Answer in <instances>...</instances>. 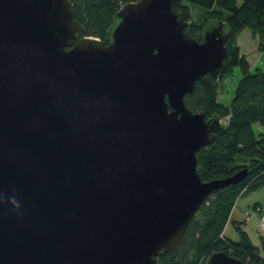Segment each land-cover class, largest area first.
Instances as JSON below:
<instances>
[{
	"label": "water",
	"instance_id": "obj_1",
	"mask_svg": "<svg viewBox=\"0 0 264 264\" xmlns=\"http://www.w3.org/2000/svg\"><path fill=\"white\" fill-rule=\"evenodd\" d=\"M173 2L124 3L100 39L70 0H0V264H157L249 172L197 171L222 121L184 96L222 76L228 33L220 19L195 37Z\"/></svg>",
	"mask_w": 264,
	"mask_h": 264
},
{
	"label": "trees",
	"instance_id": "obj_2",
	"mask_svg": "<svg viewBox=\"0 0 264 264\" xmlns=\"http://www.w3.org/2000/svg\"><path fill=\"white\" fill-rule=\"evenodd\" d=\"M129 1L135 0H70V3L81 24V35L104 39L116 12ZM192 4L204 7L207 18L225 21L229 51L222 76L206 72L196 80L193 91L184 96L191 110H203L207 119L218 117L222 121L216 130L217 137L196 152L197 171L203 180L226 177L242 167H248L249 172L241 181L214 189L191 217L181 242L170 251H160L157 264H205L211 252L222 249L247 264H264L263 235L260 245H256L241 227V221L234 222L237 238L224 233L239 196L264 186V69L257 64L251 67L236 43L237 34L249 28L257 36L259 48L264 50V0H174L172 9L186 12L187 29L197 37L207 20L197 23L191 19ZM236 65L242 74L230 101L223 103L218 99L220 82ZM255 122L261 126L258 131L253 126ZM253 207L264 214V201H255Z\"/></svg>",
	"mask_w": 264,
	"mask_h": 264
},
{
	"label": "crops",
	"instance_id": "obj_3",
	"mask_svg": "<svg viewBox=\"0 0 264 264\" xmlns=\"http://www.w3.org/2000/svg\"><path fill=\"white\" fill-rule=\"evenodd\" d=\"M198 6V5H197ZM199 8L204 7L199 6ZM236 43L238 44L241 52L245 53L248 58L249 51L254 52L258 49L257 47V36L249 29L243 28L236 37ZM258 55H255L253 60H249L251 67L257 62H255ZM249 195L240 196L233 207L231 208L229 217L224 226V233L232 238H237L238 233L235 229L234 222L241 221V227L246 230L251 240L256 244L260 245V236H264V229L259 230L257 223L258 211L253 207V203L250 202L251 198Z\"/></svg>",
	"mask_w": 264,
	"mask_h": 264
},
{
	"label": "rangeland",
	"instance_id": "obj_4",
	"mask_svg": "<svg viewBox=\"0 0 264 264\" xmlns=\"http://www.w3.org/2000/svg\"><path fill=\"white\" fill-rule=\"evenodd\" d=\"M189 4V3H188ZM190 8V13H191V19L194 20L195 22H204L205 20L206 23L204 27L211 23V22H216L220 20L218 17H212V18H207V10L203 8H199V6L192 4V6L189 5ZM203 27V29H204ZM203 31V30H202ZM202 33V32H201ZM200 33V35H201ZM257 47L258 49L254 52L249 51L248 53V59L253 60L255 55H258L257 58L255 59L257 62V65H259L262 69H264V50L259 48L258 44V38H257ZM242 72L241 69L238 65L234 66L231 74L228 76L224 77L221 82H220V88H219V93H218V99L223 102V103H228L233 95L234 91V86L241 76ZM254 128L256 131L261 129V126L259 123H254L253 124ZM247 196L251 198L250 202L253 203L255 200H260L264 201V186L260 185L257 186L253 189H249L248 191L244 192L241 196ZM240 197V196H239ZM259 213V212H258ZM257 223H258V215H257Z\"/></svg>",
	"mask_w": 264,
	"mask_h": 264
},
{
	"label": "built area",
	"instance_id": "obj_5",
	"mask_svg": "<svg viewBox=\"0 0 264 264\" xmlns=\"http://www.w3.org/2000/svg\"><path fill=\"white\" fill-rule=\"evenodd\" d=\"M255 209L257 210V208ZM258 228L259 230L264 229V214L263 213H258Z\"/></svg>",
	"mask_w": 264,
	"mask_h": 264
},
{
	"label": "clouds",
	"instance_id": "obj_6",
	"mask_svg": "<svg viewBox=\"0 0 264 264\" xmlns=\"http://www.w3.org/2000/svg\"><path fill=\"white\" fill-rule=\"evenodd\" d=\"M14 202H15V201H14ZM15 203H17V202H15ZM17 206H19L18 203H17Z\"/></svg>",
	"mask_w": 264,
	"mask_h": 264
}]
</instances>
